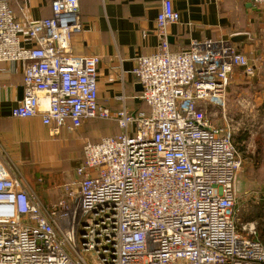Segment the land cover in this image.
I'll return each mask as SVG.
<instances>
[{
	"label": "built area",
	"instance_id": "1",
	"mask_svg": "<svg viewBox=\"0 0 264 264\" xmlns=\"http://www.w3.org/2000/svg\"><path fill=\"white\" fill-rule=\"evenodd\" d=\"M13 1L0 0V63L24 66L12 116L41 117L53 139L91 119L114 120L121 134L83 143L84 163L51 206L0 144V264H90L92 254L98 264H264L256 224L235 219L233 135L208 115L211 105L226 113L236 70L256 75L249 57L229 40L173 52L169 29L181 16L165 0L159 51L135 67L150 111L112 113L99 104L100 58L72 52L79 0H52L50 18L27 23Z\"/></svg>",
	"mask_w": 264,
	"mask_h": 264
},
{
	"label": "crops",
	"instance_id": "2",
	"mask_svg": "<svg viewBox=\"0 0 264 264\" xmlns=\"http://www.w3.org/2000/svg\"><path fill=\"white\" fill-rule=\"evenodd\" d=\"M51 1L15 0L11 7L16 19L27 23L50 18ZM164 1L79 0L82 31L72 41V52L100 58L99 104L112 113L119 111L123 104L130 113L150 111L140 99L142 87L135 67L140 57L159 51L161 40L157 33V18ZM170 1L181 16L180 22L169 29L173 52L188 50L193 41L232 42L234 37H244L233 44L249 57L256 68V75L249 78L242 70H236L229 90L243 91L240 96L248 99V91L256 89L243 85L244 80L264 85L263 5L254 4L252 0ZM23 81L22 63H0V144L21 170H27L24 176L42 201L49 205L53 201L48 200L45 194L54 192L57 185L66 179L59 172L72 170L68 173L69 177L82 164L83 143L87 140L99 142L105 137L119 135L121 129L114 120L91 119L84 122L80 130H64L59 138L53 139L42 124L41 117L16 119L12 116L14 108L24 98ZM255 98L260 104L264 103V86L256 90ZM23 126L27 128L21 129ZM20 145H24L30 155L29 167L22 163ZM30 171L31 178L27 174ZM38 173L51 176L40 187L35 183Z\"/></svg>",
	"mask_w": 264,
	"mask_h": 264
},
{
	"label": "rangeland",
	"instance_id": "3",
	"mask_svg": "<svg viewBox=\"0 0 264 264\" xmlns=\"http://www.w3.org/2000/svg\"><path fill=\"white\" fill-rule=\"evenodd\" d=\"M240 93L243 91L230 90L226 113H223L217 106L211 105L208 107V115L212 117L216 125L227 127L230 130L242 160L237 178L238 201L235 211L237 225L241 229L251 222L255 223L258 229L264 226V107L255 98L256 90L248 91V99L242 95L241 97ZM26 128L21 127V129ZM245 134L248 135L247 141L241 142L239 139ZM20 147L22 151L19 155L22 163L28 162L30 155L24 145ZM25 172L22 170L24 175ZM56 193L55 190L45 196L48 200L56 202L58 200ZM92 256L93 254L87 255L89 263L98 264Z\"/></svg>",
	"mask_w": 264,
	"mask_h": 264
},
{
	"label": "trees",
	"instance_id": "4",
	"mask_svg": "<svg viewBox=\"0 0 264 264\" xmlns=\"http://www.w3.org/2000/svg\"><path fill=\"white\" fill-rule=\"evenodd\" d=\"M245 82H243V85H247V86H251V87H253L254 88V90L256 89V90H258L259 88L261 89V87H263L264 85H256V84H254V83H252L251 81H249V80H244ZM252 88V89H253ZM146 104V103H145ZM147 105V104H146ZM263 105V107H264V103L262 104ZM247 138H248V135H241V137H240V141L241 142H245V141H247ZM29 162V161H28ZM28 162H25L24 164H26V166H28L29 167V164H28ZM84 163V160H83V162H82V164ZM80 166V165H79ZM29 170V169H28ZM33 171V170H32ZM32 171H30V172H28L27 174H28V177H30L31 178V175H30V173L32 172ZM60 174V176L61 177H63V174H64V177L66 178L65 180H64V183L66 182V181H68V179L70 178V176L68 177V173H70V171L69 170H64V172L62 171V172H59ZM51 176L49 175V174H45V173H38V175H37V179H36V182L35 183H37V185L40 187V186H42V185H44L45 183H46V181H47V179H49ZM33 184H34V181H33ZM63 183L61 182V183H59L58 185H57V187L58 186H60V185H62ZM41 195L43 194L41 191L39 192ZM38 196L40 197V195L38 194ZM56 197L59 199V195L56 193ZM41 198V197H40ZM42 200V199H41ZM58 200H56V202H57ZM56 202H53V203H51V204H47V203H45L46 205H48V206H51V205H53V204H55ZM237 210V206H236V209H235V211ZM258 233H259V238H260V240H262V241H264V226L263 227H258Z\"/></svg>",
	"mask_w": 264,
	"mask_h": 264
},
{
	"label": "water",
	"instance_id": "5",
	"mask_svg": "<svg viewBox=\"0 0 264 264\" xmlns=\"http://www.w3.org/2000/svg\"><path fill=\"white\" fill-rule=\"evenodd\" d=\"M242 38H244V37H240V36L234 37V39H232V43H237V42L240 41Z\"/></svg>",
	"mask_w": 264,
	"mask_h": 264
}]
</instances>
